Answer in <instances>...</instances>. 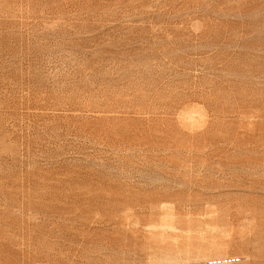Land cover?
I'll list each match as a JSON object with an SVG mask.
<instances>
[{
	"label": "rangeland",
	"instance_id": "obj_1",
	"mask_svg": "<svg viewBox=\"0 0 264 264\" xmlns=\"http://www.w3.org/2000/svg\"><path fill=\"white\" fill-rule=\"evenodd\" d=\"M226 257L264 264V0H0V264Z\"/></svg>",
	"mask_w": 264,
	"mask_h": 264
},
{
	"label": "built area",
	"instance_id": "obj_2",
	"mask_svg": "<svg viewBox=\"0 0 264 264\" xmlns=\"http://www.w3.org/2000/svg\"><path fill=\"white\" fill-rule=\"evenodd\" d=\"M239 260L235 257H226L224 259H217L210 262V264H234Z\"/></svg>",
	"mask_w": 264,
	"mask_h": 264
},
{
	"label": "bare ground",
	"instance_id": "obj_3",
	"mask_svg": "<svg viewBox=\"0 0 264 264\" xmlns=\"http://www.w3.org/2000/svg\"><path fill=\"white\" fill-rule=\"evenodd\" d=\"M166 228V227H165Z\"/></svg>",
	"mask_w": 264,
	"mask_h": 264
}]
</instances>
